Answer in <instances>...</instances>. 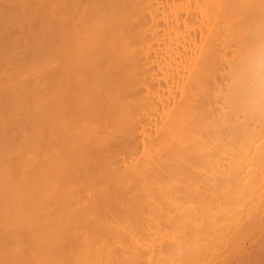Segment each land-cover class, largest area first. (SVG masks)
Wrapping results in <instances>:
<instances>
[{"label":"bare ground","instance_id":"1","mask_svg":"<svg viewBox=\"0 0 264 264\" xmlns=\"http://www.w3.org/2000/svg\"><path fill=\"white\" fill-rule=\"evenodd\" d=\"M257 45L264 0H0V264H264Z\"/></svg>","mask_w":264,"mask_h":264},{"label":"clouds","instance_id":"2","mask_svg":"<svg viewBox=\"0 0 264 264\" xmlns=\"http://www.w3.org/2000/svg\"><path fill=\"white\" fill-rule=\"evenodd\" d=\"M234 95L246 109L264 108V45L250 49L234 73Z\"/></svg>","mask_w":264,"mask_h":264}]
</instances>
